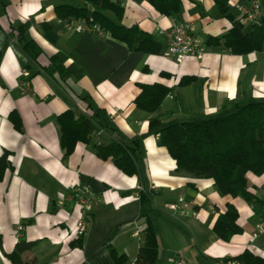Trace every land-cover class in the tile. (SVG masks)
Returning a JSON list of instances; mask_svg holds the SVG:
<instances>
[{"label": "crops", "instance_id": "crops-1", "mask_svg": "<svg viewBox=\"0 0 264 264\" xmlns=\"http://www.w3.org/2000/svg\"><path fill=\"white\" fill-rule=\"evenodd\" d=\"M244 1L252 0L229 3L237 18L235 7ZM259 1L264 12V0ZM60 5L82 2L0 0V159L9 153L0 180V264H12L6 255L20 242L32 244L22 255L28 264H136L150 225L158 243L157 264H174L178 256L187 264H232L225 260L246 251L264 259V235L253 237L264 224V175H248L252 200L224 196L213 180L177 172L169 150L158 145L150 128L156 117L162 124L197 121L231 112L236 104L264 101V52L235 56L208 46L210 38L220 39L233 28L215 0H181L177 18L162 15L149 0H126L119 21L105 13L125 28L138 27L152 36L159 54L131 51L104 33L67 30L65 22L77 26L81 19H60L55 10ZM174 19L194 27L207 49L202 61L186 58L177 64L165 57V32ZM26 42H33V54L40 51L35 58L24 50ZM75 52L78 58L65 66L76 62L83 78L63 80L58 72L50 73L53 57ZM185 77L196 81L180 87ZM155 84L172 89L160 111L137 109L141 87ZM69 110L99 124L102 134L90 144L78 143L66 156L58 118ZM13 112L22 132L10 120ZM114 141L134 148L136 175L98 157L96 143ZM82 186L95 199L85 218L87 232L76 236L81 214L73 190ZM181 198L192 207L187 215L174 216L169 206ZM229 206L238 211L242 233L224 242L214 227ZM20 225L24 229L18 233ZM113 251L125 260L117 262Z\"/></svg>", "mask_w": 264, "mask_h": 264}, {"label": "trees", "instance_id": "trees-1", "mask_svg": "<svg viewBox=\"0 0 264 264\" xmlns=\"http://www.w3.org/2000/svg\"><path fill=\"white\" fill-rule=\"evenodd\" d=\"M81 6L60 5L56 13L60 19L70 17L85 19L92 17L93 23L100 26L104 34L124 43L131 51L146 54H159L160 45L155 39L140 31L138 27L125 28L118 22L108 18L105 13L112 12L117 20H121L124 9L108 0H80ZM151 5L162 15L177 18L181 12V0H149ZM231 0H215L220 15L233 23V28L220 39L210 38L208 46L222 47L235 56H242L254 52H264V15L258 25L242 26L237 15L230 7ZM250 1H244L248 3ZM24 34L22 31L21 35ZM33 42H26L24 50L34 58L40 53L33 54ZM78 58L75 52L71 55L63 53L52 58L51 74L58 72L63 80L73 78L79 80L84 77V71L76 62L70 66L65 63ZM196 81L194 77L183 78L179 86L184 87ZM137 97L136 108L150 114L160 111L164 100L171 94L172 89L161 84L144 85ZM227 109V108H224ZM10 120L15 128L22 132V121L13 112ZM61 126V146L66 156H70L78 143L90 144L99 124L86 116L76 118L69 110L58 118ZM150 128L158 135V145L169 150L176 162L177 172L186 173L193 178L213 180L217 190L224 196L241 197L247 201L254 197L248 191V175H264V101L252 100L236 104L231 112L224 110L218 116L205 117L197 121H181L162 124L159 117L150 121ZM97 155L102 160L113 159L115 165L126 175L134 176L138 169L134 158V148L111 142L109 144L96 143ZM6 152L0 159V180L7 167ZM238 211L229 206L227 211L219 216L214 227L217 236L224 242H229L235 235L241 234L242 229L237 224ZM32 244L20 242L12 254L6 255L12 264H28L22 259L23 253ZM112 255L117 262H123L124 257ZM225 262L239 264H264V259L250 251L242 255L227 259ZM158 243L153 226H148L144 245L141 248L136 264H157Z\"/></svg>", "mask_w": 264, "mask_h": 264}, {"label": "built area", "instance_id": "built-area-1", "mask_svg": "<svg viewBox=\"0 0 264 264\" xmlns=\"http://www.w3.org/2000/svg\"><path fill=\"white\" fill-rule=\"evenodd\" d=\"M103 1V0H100ZM120 6H124L126 0H108ZM238 18L242 26H252L260 24L264 12L259 0H252L250 3L238 4L236 7ZM65 29L75 30L79 33L104 32L100 26L93 23L92 17L81 19L77 26H73L71 22H65ZM168 40V48L165 57L174 60L177 64H182L186 58H194L202 61L207 53L206 46L196 37L195 29L189 24H177L174 19L172 28L165 32ZM24 77L29 78L30 74L24 73ZM101 135L102 132L97 133ZM74 196L77 199V207L80 209L81 217L77 223L75 230L76 236H83L88 229V224L85 221L86 215L92 211V204L95 199L94 193L88 186L74 188ZM62 206L64 202L60 203ZM192 207V203L184 200L183 198L175 204L169 206L174 216H185L188 210ZM23 226H18V233L23 230ZM264 235V224L257 227V232L254 234V239ZM174 264H187L183 256H178ZM232 264H239L233 262Z\"/></svg>", "mask_w": 264, "mask_h": 264}]
</instances>
